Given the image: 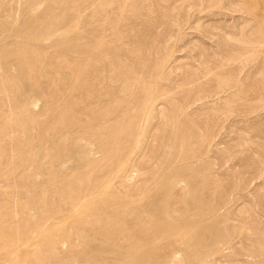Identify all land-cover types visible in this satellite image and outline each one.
Returning <instances> with one entry per match:
<instances>
[{"label":"rangeland","instance_id":"obj_1","mask_svg":"<svg viewBox=\"0 0 264 264\" xmlns=\"http://www.w3.org/2000/svg\"><path fill=\"white\" fill-rule=\"evenodd\" d=\"M0 264H264V0H0Z\"/></svg>","mask_w":264,"mask_h":264}]
</instances>
